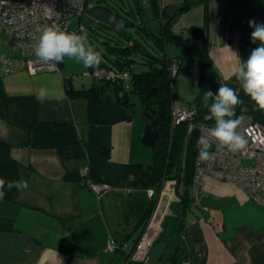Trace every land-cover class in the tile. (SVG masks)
Instances as JSON below:
<instances>
[{
  "label": "crops",
  "instance_id": "0c3cea01",
  "mask_svg": "<svg viewBox=\"0 0 264 264\" xmlns=\"http://www.w3.org/2000/svg\"><path fill=\"white\" fill-rule=\"evenodd\" d=\"M85 9L70 29L86 35L99 53L105 37L98 33L126 43L138 35L153 53L148 33L165 37L167 24L172 36L188 42L159 41L168 58L181 60L172 100L205 109L203 93L226 84L241 98L234 111L264 124V109L236 80L232 53L246 60L259 46L251 42L248 22L264 23V0H87ZM89 70L67 61L58 72L20 70L0 77V143L28 183L18 204L0 200V264H137L127 263L125 252L140 233L136 225L151 198L148 189L131 187L130 167L150 166L153 155L140 142L142 115L130 92L121 96L114 81L98 83L86 75ZM42 89L44 102L37 99ZM84 169L92 180L111 185L100 200L83 183ZM172 187L165 186L163 199ZM196 202L165 217L144 264H264V208L236 184L209 176ZM109 237L121 251L105 252Z\"/></svg>",
  "mask_w": 264,
  "mask_h": 264
},
{
  "label": "built area",
  "instance_id": "2783aa9c",
  "mask_svg": "<svg viewBox=\"0 0 264 264\" xmlns=\"http://www.w3.org/2000/svg\"><path fill=\"white\" fill-rule=\"evenodd\" d=\"M87 0H0V34L7 40L11 55L0 56V77L25 70L31 75L43 72H58L59 63L45 62L35 55V48L39 41L41 30L53 24L67 32L73 18L81 17L85 13ZM180 59H173L170 66L171 78L174 80L178 73ZM86 75L91 76L98 83L108 81H125L127 74L116 68L97 67L90 69ZM197 108L189 103H179L174 100L170 106L171 127L186 125V140L195 137V159L192 183L190 185L191 205H196V198L202 186L203 178L209 176L222 182L236 184L249 199L259 207L264 208V124L247 114L234 111L232 119H239L238 132L243 136L245 146L235 152L227 148H220L214 141L208 149L212 153L210 160L199 158L201 137H208L209 129L214 125L197 121ZM83 183L89 187L97 200H100L110 190L111 186L105 182H94L87 169L81 171ZM183 175L180 179L166 180L157 197L143 230L138 235L131 250L125 252L127 263L144 264L149 258L156 239L163 230L165 217L172 212L173 202H179L184 191ZM180 180V181H179ZM172 184L169 198H162L167 184ZM152 198L153 189L147 190ZM122 247L113 238L108 239L105 252L121 251ZM181 264H191L184 261Z\"/></svg>",
  "mask_w": 264,
  "mask_h": 264
},
{
  "label": "trees",
  "instance_id": "16d2710c",
  "mask_svg": "<svg viewBox=\"0 0 264 264\" xmlns=\"http://www.w3.org/2000/svg\"><path fill=\"white\" fill-rule=\"evenodd\" d=\"M162 28L165 37L148 33L152 36L150 38L152 43L147 42L150 46H157L159 50H162V43L160 42L163 39L164 44L171 41H180L181 44L188 47V42L170 34L167 24ZM101 30L104 29L101 28ZM98 34L105 37L100 41L103 45L100 54L104 57V60H102L98 67L107 69L116 68L119 72L128 75L125 81L115 82L118 89L122 88L123 92H121V96H124L125 91L136 93L141 100L142 109L147 108L154 115L156 128L162 137V144L153 149V163L150 166L144 168L138 165H131L130 167L132 169L131 187L134 186L142 190H154L153 197L146 204L145 214L136 225V229H139L141 232L166 180L180 179L181 174L183 175V194L179 196L180 201L177 204H173L171 209L172 212L179 216L181 212L189 208L191 204L190 185L192 183L196 153L195 137L186 140L185 124L171 127L170 106L172 102V84L175 79L171 78L170 66L173 59L168 58L166 55H160L152 47L153 53L149 52L146 49L147 47L139 41L132 40L126 43L129 40L125 41L119 37L114 39L111 37L113 35L108 36L104 33ZM127 37L130 38V36ZM136 53H140L141 57L136 59ZM138 65L142 66L140 71L134 69ZM152 88H156L155 95L147 99V94ZM197 112V121L214 125V121L205 119V116L209 112L208 108L197 109ZM21 172L22 167L11 157L8 146L0 143V178L5 179V181L22 180ZM93 181L97 182L98 180L94 179ZM20 191L15 188L11 190L5 188L6 196L1 201L8 204H18V194ZM175 205L178 208H175Z\"/></svg>",
  "mask_w": 264,
  "mask_h": 264
},
{
  "label": "clouds",
  "instance_id": "9594fccd",
  "mask_svg": "<svg viewBox=\"0 0 264 264\" xmlns=\"http://www.w3.org/2000/svg\"><path fill=\"white\" fill-rule=\"evenodd\" d=\"M248 23L249 27L253 28L251 42L254 44L258 42L259 46L251 51L246 60H241L238 53L232 51L237 59L234 75L244 94L260 109H264V23H257L254 19ZM35 55L45 62L62 63L65 57L75 59L86 69L97 68L103 59L102 55L88 43L86 35L61 30L55 24L45 26L41 30ZM46 98V92L42 89L37 94V99L44 102ZM203 99L209 109L205 119L214 121V127L208 132L211 139L201 137L198 141L201 146L199 158L205 161L212 158V153L208 149L213 141L220 148H227L233 152L242 149L246 141L238 132L240 120L232 119L236 106L241 104L236 89L220 84L215 92L205 91ZM209 100L212 101L210 105ZM27 187L26 180L5 181L0 178V200L6 196L5 188L20 191Z\"/></svg>",
  "mask_w": 264,
  "mask_h": 264
},
{
  "label": "water",
  "instance_id": "95a60500",
  "mask_svg": "<svg viewBox=\"0 0 264 264\" xmlns=\"http://www.w3.org/2000/svg\"><path fill=\"white\" fill-rule=\"evenodd\" d=\"M170 11H174V7H168L166 14L169 15ZM156 88H152L148 94L147 99L155 95ZM141 121L143 123V129L140 135V142L149 149H154L156 146L162 144V137L158 129L156 128V119L147 108H144L141 113ZM138 236L135 238V242ZM134 242V244H135Z\"/></svg>",
  "mask_w": 264,
  "mask_h": 264
},
{
  "label": "rangeland",
  "instance_id": "374dc122",
  "mask_svg": "<svg viewBox=\"0 0 264 264\" xmlns=\"http://www.w3.org/2000/svg\"><path fill=\"white\" fill-rule=\"evenodd\" d=\"M130 1V0H129ZM126 6V5H125ZM136 37H138V41L140 42V43H142V40H141V38H139L140 36H138V35H136ZM96 45L99 47V48H101V44H98V43H96ZM168 46H171V45H168ZM152 47V46H151ZM150 48V47H149ZM148 48V51L149 52H151L150 51V49ZM152 48H154V50H156V52L157 53H159L160 55H165V51L163 50L164 49V45H162V50H159V48L156 46V47H152ZM172 48H174V49H176L177 47H172ZM152 53V52H151ZM1 55H6V56H9V55H11V51H10V46H9V44H8V42H7V40L5 39V37L2 35V34H0V56ZM139 61H141L140 59H138ZM67 61H71L73 64H75L76 65V62H79V61H77V60H75V59H68L67 57H65V59H64V61L61 63V65L64 63H67ZM79 64H81L80 62H79ZM142 69V67L141 66H139L138 65V67L136 68V71H140ZM82 73V72H81ZM79 74V73H78ZM177 89V88H176ZM172 93H173V86H172ZM129 95H130V97L132 98V102H133V104H134V107H136L137 108V111L141 114L142 113V111H143V109H142V104H141V100H140V98H139V96L136 94V93H129ZM178 97V96H177ZM175 101H177V98L175 97ZM141 119V118H140ZM148 150L149 151H151L152 152V155H153V149H149L148 148ZM153 163V161H151V163L150 164H152ZM146 167L148 166L147 165V163H146V165H145Z\"/></svg>",
  "mask_w": 264,
  "mask_h": 264
},
{
  "label": "flooded vegetation",
  "instance_id": "af4514ba",
  "mask_svg": "<svg viewBox=\"0 0 264 264\" xmlns=\"http://www.w3.org/2000/svg\"><path fill=\"white\" fill-rule=\"evenodd\" d=\"M136 243V242H135ZM134 246V245H133Z\"/></svg>",
  "mask_w": 264,
  "mask_h": 264
}]
</instances>
